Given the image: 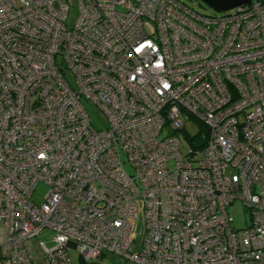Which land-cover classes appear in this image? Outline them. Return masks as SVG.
Wrapping results in <instances>:
<instances>
[{
    "label": "built area",
    "instance_id": "built-area-1",
    "mask_svg": "<svg viewBox=\"0 0 264 264\" xmlns=\"http://www.w3.org/2000/svg\"><path fill=\"white\" fill-rule=\"evenodd\" d=\"M17 2L0 0V263L264 264V4Z\"/></svg>",
    "mask_w": 264,
    "mask_h": 264
},
{
    "label": "rangeland",
    "instance_id": "rangeland-1",
    "mask_svg": "<svg viewBox=\"0 0 264 264\" xmlns=\"http://www.w3.org/2000/svg\"><path fill=\"white\" fill-rule=\"evenodd\" d=\"M16 4H18V0H13ZM182 1L187 7L195 10L198 13L204 15H219L207 5L202 3L200 0H180ZM77 17V9L76 5L73 1L70 4V10L67 15L66 24L69 27H73L75 20ZM67 79L73 81L72 75L68 74ZM83 108L85 109L90 123L95 130H103L106 127V120L103 116L97 111L96 107L87 101L81 102ZM188 134L190 136L194 135L198 131V127L192 125L186 128ZM186 150L185 147H183ZM123 168L127 174H132L131 167L127 164H123ZM46 188L43 185H38L33 194V200L37 203H40L45 195ZM227 214L231 219V226L234 230H243L249 225V214L244 210L241 203L235 202L234 204L230 205L227 208ZM140 229V228H139ZM140 232V230L138 231ZM38 240L45 243L46 246L52 247V233L51 232H43L39 235ZM37 242V240H36ZM69 258L72 264H84L80 259L77 251L74 249L68 252ZM96 264H130L124 258L110 254L107 252H103L102 255L95 261ZM2 264V263H0ZM8 264V263H4Z\"/></svg>",
    "mask_w": 264,
    "mask_h": 264
},
{
    "label": "water",
    "instance_id": "water-1",
    "mask_svg": "<svg viewBox=\"0 0 264 264\" xmlns=\"http://www.w3.org/2000/svg\"><path fill=\"white\" fill-rule=\"evenodd\" d=\"M215 12H223L238 6L250 5L252 0H200Z\"/></svg>",
    "mask_w": 264,
    "mask_h": 264
},
{
    "label": "trees",
    "instance_id": "trees-1",
    "mask_svg": "<svg viewBox=\"0 0 264 264\" xmlns=\"http://www.w3.org/2000/svg\"><path fill=\"white\" fill-rule=\"evenodd\" d=\"M257 2L264 4V0H256Z\"/></svg>",
    "mask_w": 264,
    "mask_h": 264
}]
</instances>
